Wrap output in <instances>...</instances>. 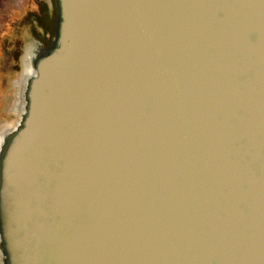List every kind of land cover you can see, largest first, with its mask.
Returning <instances> with one entry per match:
<instances>
[{
  "label": "water",
  "instance_id": "water-1",
  "mask_svg": "<svg viewBox=\"0 0 264 264\" xmlns=\"http://www.w3.org/2000/svg\"><path fill=\"white\" fill-rule=\"evenodd\" d=\"M56 9L0 128V264H264V0Z\"/></svg>",
  "mask_w": 264,
  "mask_h": 264
},
{
  "label": "rangeland",
  "instance_id": "rangeland-1",
  "mask_svg": "<svg viewBox=\"0 0 264 264\" xmlns=\"http://www.w3.org/2000/svg\"><path fill=\"white\" fill-rule=\"evenodd\" d=\"M57 13L56 0H0V128L16 119L21 80L34 69L31 47L50 45Z\"/></svg>",
  "mask_w": 264,
  "mask_h": 264
}]
</instances>
